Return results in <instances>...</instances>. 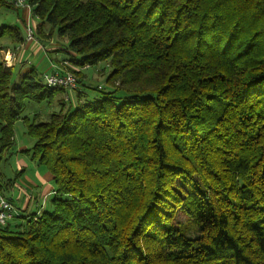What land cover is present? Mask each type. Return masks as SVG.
<instances>
[{"label": "trees", "instance_id": "trees-1", "mask_svg": "<svg viewBox=\"0 0 264 264\" xmlns=\"http://www.w3.org/2000/svg\"><path fill=\"white\" fill-rule=\"evenodd\" d=\"M28 4L78 86L0 61V159L23 118L55 185L0 228V264H264V0ZM102 61L107 88L80 83ZM27 100L57 109L38 122Z\"/></svg>", "mask_w": 264, "mask_h": 264}, {"label": "rangeland", "instance_id": "rangeland-1", "mask_svg": "<svg viewBox=\"0 0 264 264\" xmlns=\"http://www.w3.org/2000/svg\"><path fill=\"white\" fill-rule=\"evenodd\" d=\"M25 9L30 11L29 16L24 12L22 7L1 8L0 25H9L19 28L24 35L28 22L34 29H36L37 25L41 23V19L33 15L31 9ZM47 26L45 27L44 32H49V28ZM39 36L36 35V43L41 45L45 51H50V53L52 52V50L49 48L51 42L54 43L53 45H58V47L61 49V46L67 45L68 41L66 38L59 37L57 32L51 35L50 38L43 37L40 39ZM8 42L9 38L7 37H4L0 40V59L2 58V62L5 65L19 68L18 64L21 63L18 61L19 54L17 50H14V52L11 51L13 57L9 59L8 52L10 51L7 48L9 45ZM21 45L23 46L25 44L21 43ZM66 57H68V54H66L64 51H61V54L58 56V58ZM22 60L24 65L19 68L21 71L25 70L26 67H29L28 62H34V66L39 72H43L44 70L46 71L50 66V59L44 51L37 53H33V51H25ZM58 61L59 63L61 62L60 60ZM58 66L64 69V64L62 65L60 63ZM109 71L110 66H108V63L106 61H102L95 66L81 69L77 76L80 83L84 81L85 84L91 87H101L106 89L108 86L107 76ZM92 92L97 93L98 91L94 90ZM62 97L67 98V95L65 94V96H59V99ZM55 101H57V98ZM56 106V102L54 104H49L46 101L38 103L27 100L23 116H28L30 119L36 118L38 122L45 121L48 119L49 115L57 109ZM14 142V145L10 149H7L3 152V158L0 159V172L2 173L3 177L1 183L2 185H5V183L10 182L7 188L4 187L1 189L0 194L8 198H12L13 194H16L17 192H22V196L24 198L27 194H34L38 195V199L41 201L45 188L48 184H50L42 177L44 173L47 172V169L45 165L34 161L32 159L31 153L26 151L27 149H31L33 147L35 139L27 132L26 124L23 118L17 120L14 124ZM20 149H23V151H20ZM49 198H47L48 200L46 206L49 205ZM32 213L33 212H28L24 215H31ZM177 218L180 221H184L185 219L183 215H178Z\"/></svg>", "mask_w": 264, "mask_h": 264}, {"label": "crops", "instance_id": "crops-1", "mask_svg": "<svg viewBox=\"0 0 264 264\" xmlns=\"http://www.w3.org/2000/svg\"><path fill=\"white\" fill-rule=\"evenodd\" d=\"M15 8H18V7H15ZM23 10L26 14H28V16L30 15V11H28L25 8H23ZM28 20H29V17H28ZM8 43H9V45L7 48L9 49L10 53H11V51L14 52V50H17V52L19 54L18 55V61H19V63H21V64H18L19 68H21V66L24 65L22 57H23L25 51H29V52L33 51V53L44 51L50 59V66H49V69H47L46 71L44 70L43 72H40V73H42V75L44 73L51 72V70H53V65H55L56 63L59 64L58 60L61 61L62 59H64V58H58V56L61 54V51L59 50L58 45H53L54 43H52V42H51V45L49 47L52 50L51 53H50V51H48V52L45 51L44 48L41 45L37 44L36 42L25 43V45H23L24 47L21 45L20 42H15V41L10 40V39H9ZM1 51H4V50H1ZM0 61H2V58L0 59ZM28 63H29V67H26L25 70L21 71L18 68L20 70V72L26 71V70L30 69L31 67H35L34 62H32V63L28 62ZM20 151H23V149H20ZM21 172H22V170H21ZM42 177L45 181L49 182L50 184H48L47 187L45 188V191H44L43 196H42L43 198L41 201L38 199V195H34V194L28 195L27 194L26 197L24 198L22 196L23 195L22 192H17L16 194L15 193L13 194L12 201L17 208L18 215H22V214H25L28 212H41L45 208V206L47 204V200H48L47 198H49L52 195V193L54 192L55 185L53 182V176L48 170L46 173H44V175ZM40 203H41V205H40Z\"/></svg>", "mask_w": 264, "mask_h": 264}, {"label": "built area", "instance_id": "built-area-1", "mask_svg": "<svg viewBox=\"0 0 264 264\" xmlns=\"http://www.w3.org/2000/svg\"><path fill=\"white\" fill-rule=\"evenodd\" d=\"M17 7L29 8L31 6L28 4V0H15ZM37 42L35 29L27 23L25 31V43ZM9 59L13 57V54L8 52ZM8 59V60H9ZM43 81L52 87H64L68 89H75L78 86V80L74 73L68 70L61 71V68L58 65H53V70L42 75ZM18 214L17 208L14 205L13 201L0 194V228L4 227L8 221L13 219Z\"/></svg>", "mask_w": 264, "mask_h": 264}]
</instances>
